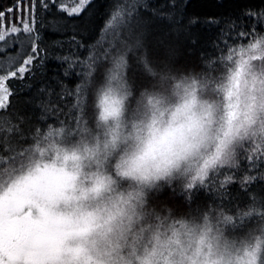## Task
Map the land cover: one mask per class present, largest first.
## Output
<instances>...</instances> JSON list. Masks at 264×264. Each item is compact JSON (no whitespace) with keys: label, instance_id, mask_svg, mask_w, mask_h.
<instances>
[{"label":"clouds","instance_id":"clouds-1","mask_svg":"<svg viewBox=\"0 0 264 264\" xmlns=\"http://www.w3.org/2000/svg\"><path fill=\"white\" fill-rule=\"evenodd\" d=\"M177 59L175 49L155 61L141 56L151 70L137 88L121 50L94 81L79 128L32 129L24 166L0 182L5 220L26 215L28 229L5 264H249L254 249L253 264H262L264 244L234 230L236 213L155 201L173 186L205 184L238 166L242 149L264 145V33L198 68ZM52 173L69 182L53 188ZM49 221L63 225L55 244Z\"/></svg>","mask_w":264,"mask_h":264},{"label":"trees","instance_id":"trees-1","mask_svg":"<svg viewBox=\"0 0 264 264\" xmlns=\"http://www.w3.org/2000/svg\"><path fill=\"white\" fill-rule=\"evenodd\" d=\"M146 2L156 7L164 0ZM184 2L186 7L181 9L184 20L180 25L170 26L166 21L156 19L150 12L141 8L132 22L130 32L117 33L121 39H127L129 43L139 37V44L135 46L134 51L126 54L130 64L128 76L137 88L148 83L145 71L140 65L141 56H147L155 61L162 57L166 50L175 49L178 53L177 64L186 68H198L204 60L216 57L223 51L225 45L222 41H227L228 45L244 41L236 36V30L230 29V21L242 26L237 30H250V25L256 24L257 17H248L244 13L251 11L259 14L264 10V0H184ZM116 3L117 0H92L80 16L72 18L58 12L54 5H50L51 11L37 8L36 30L40 37L37 44L42 59L34 61L31 73L25 74L23 80L9 81L12 95L9 98L8 113L11 115L14 112L24 118L20 124L21 131L25 133V137L19 140L22 147H28L31 142V131L37 125L57 124L61 121L75 125L76 113L70 110L73 101L67 93L74 90L77 84L85 83L88 69L85 64H74L69 68L68 63L57 59V56L72 53L73 58L80 61L92 56L88 63H92L94 71L87 88L85 112L90 110L94 81L99 82L101 70L110 60H114L115 53L121 50L118 45L108 59L102 58L108 43L115 39L111 28L103 32L102 30L115 12ZM13 5L14 0H0V9L6 10ZM190 17H196L200 21L215 19L220 23L215 25L198 23L191 29L184 30ZM118 24L119 19L113 21V27ZM176 28L181 30L177 32ZM256 31L264 33V25L257 24ZM9 51L14 53L16 50ZM41 89L52 93L50 97L52 103H49V98L41 93ZM62 92L65 96L61 100L58 97ZM6 119L7 116H0V125H3ZM11 119L16 123L15 115H11ZM240 164L241 169L247 167L243 162V156ZM12 170L9 166L0 171V179ZM248 193H255L258 200L264 198V182L256 180L248 186L247 192L243 191L239 184L229 185L223 191L197 189L191 193V200H188V193L183 188L173 186L160 194L155 202H166L176 207L178 211H184L187 207L198 212L201 207L208 204L221 208L237 206L244 208L249 204ZM250 224L254 226L255 221H251ZM248 226V223L235 226L234 230L243 232Z\"/></svg>","mask_w":264,"mask_h":264},{"label":"snow or ice","instance_id":"snow-or-ice-1","mask_svg":"<svg viewBox=\"0 0 264 264\" xmlns=\"http://www.w3.org/2000/svg\"><path fill=\"white\" fill-rule=\"evenodd\" d=\"M91 2L92 0H14L12 7H8L6 10L0 9V116L8 117L4 124L0 125V171L9 168V166L12 169L24 166L30 152V149L24 148L19 144V140L25 137V133L20 128L24 118L13 112L11 115H15L16 118V123H13L11 115L8 113L10 107L9 98L12 95L9 81L23 80L25 74L31 73V66L34 61L42 59L41 50L37 44L40 39L36 30L37 8L51 11L50 5H54L58 12L72 18L80 16ZM184 7H186L184 0H164L163 3L156 7L149 5L146 0H117L114 5L115 12L109 21L106 22L105 29L102 30L103 32L111 28L115 39L113 42L108 43L102 58L108 59L118 45L124 54L134 51L135 46L139 44V37L129 43L127 39H121L117 33L121 31L130 32L132 22L138 16L141 8L150 12L156 19L166 21L170 26H174L180 25L184 20V15L181 11ZM244 15L257 17L256 24L250 25V30H237L242 28V26H238L235 22H229L230 29L236 30V36L242 40L258 34L256 31L257 24L264 25V10L259 14L247 11ZM116 19H119V24L113 27V21ZM198 23L215 25L219 24L220 21L215 19L200 21L196 17H190L187 25L184 26V30L191 29ZM175 30L179 32L181 29L176 28ZM73 42L75 43L74 39ZM222 43H224L225 47L229 46L227 41H222ZM9 49H15L16 51L13 53ZM56 58L68 63L69 68L74 64H85L88 69L85 83L77 84L74 90H70L67 93V96L73 101L70 110L76 113L75 125L79 128L87 105V88L94 71L92 63H88V61L92 60V56L86 57L84 61L74 59L72 53L65 56H57ZM144 65L145 71L151 70L146 61ZM65 75H68L67 71ZM41 93L49 98V103H52L50 100L51 92L41 89ZM64 96L65 93L62 92L58 99L62 100ZM241 155L247 167L241 169V164H239L236 167L221 168L213 172L205 184L194 185L190 190H184L188 193V200H191V193L197 189L223 191L229 185L239 184L241 189L247 192L248 186L256 180L264 182V145H250L242 149ZM253 173H258V175ZM248 200L249 204L244 208L237 206L235 208L224 207V209L225 211L236 213V219L241 226L246 223L249 224L246 231L257 241V248H259L261 244H264V239H261V237H264V198L258 200L255 193H248ZM226 219L229 221L233 220L232 217H226ZM251 221H255L254 226L250 224ZM233 226L235 227L236 224L234 223ZM14 249L15 246L11 240L6 238L3 245L0 246V264H5L3 259L5 254L11 259ZM255 256L256 249L250 253L249 264H253ZM262 264H264V260H262Z\"/></svg>","mask_w":264,"mask_h":264},{"label":"rangeland","instance_id":"rangeland-1","mask_svg":"<svg viewBox=\"0 0 264 264\" xmlns=\"http://www.w3.org/2000/svg\"><path fill=\"white\" fill-rule=\"evenodd\" d=\"M5 178V177H4ZM70 177L67 175L52 173L49 177L50 185L53 188H59L69 182ZM3 179H0L2 182ZM20 212H25L24 207L19 208ZM26 215H9L5 220L2 210H0V246L3 245L6 238H9L15 246L16 251L20 250L25 233L28 231L25 225ZM46 231V238L53 244L58 242L59 237L63 234V225L56 221H49Z\"/></svg>","mask_w":264,"mask_h":264}]
</instances>
